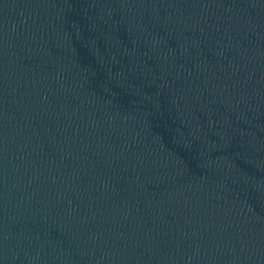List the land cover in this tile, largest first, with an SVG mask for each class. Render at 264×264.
Instances as JSON below:
<instances>
[{
  "label": "water",
  "instance_id": "95a60500",
  "mask_svg": "<svg viewBox=\"0 0 264 264\" xmlns=\"http://www.w3.org/2000/svg\"><path fill=\"white\" fill-rule=\"evenodd\" d=\"M0 264H264V0H0Z\"/></svg>",
  "mask_w": 264,
  "mask_h": 264
}]
</instances>
